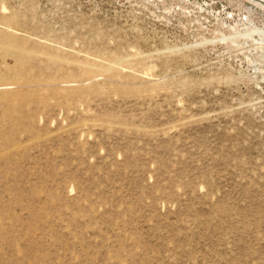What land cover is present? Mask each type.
I'll use <instances>...</instances> for the list:
<instances>
[{
	"label": "rangeland",
	"instance_id": "rangeland-1",
	"mask_svg": "<svg viewBox=\"0 0 264 264\" xmlns=\"http://www.w3.org/2000/svg\"><path fill=\"white\" fill-rule=\"evenodd\" d=\"M0 264H264V0H0Z\"/></svg>",
	"mask_w": 264,
	"mask_h": 264
}]
</instances>
